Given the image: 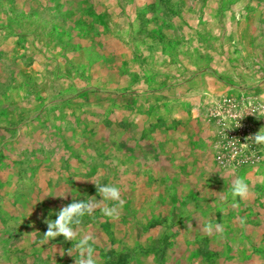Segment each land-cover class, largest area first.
I'll return each mask as SVG.
<instances>
[{
  "label": "rangeland",
  "instance_id": "rangeland-1",
  "mask_svg": "<svg viewBox=\"0 0 264 264\" xmlns=\"http://www.w3.org/2000/svg\"><path fill=\"white\" fill-rule=\"evenodd\" d=\"M261 113L264 0H0V264H74L93 182L97 264H264Z\"/></svg>",
  "mask_w": 264,
  "mask_h": 264
},
{
  "label": "clouds",
  "instance_id": "clouds-1",
  "mask_svg": "<svg viewBox=\"0 0 264 264\" xmlns=\"http://www.w3.org/2000/svg\"><path fill=\"white\" fill-rule=\"evenodd\" d=\"M264 115V113H261ZM255 143L264 144V128H262L257 134L252 136ZM222 179H226L225 175H221ZM98 195L101 199L93 197L92 200H78L72 197V202L61 206L59 210L54 211L55 219L52 216L44 218L43 222L47 225V231L43 233L41 244H47L52 240H56L58 237H63L66 242H70L72 247L67 249L66 255L74 257V264H97L95 249L92 247L94 243V237L91 233H85L80 235L79 228L83 223V218L86 215H92L95 208L105 202L111 201L114 203L113 207H103L102 211L108 217H116L119 209L122 208L124 201L121 198V189L115 185H97ZM233 199L239 197L240 199H246L249 194V185L245 179L236 177L230 185H228ZM69 195L56 196L58 199L67 200ZM221 202L225 197L221 195L219 197ZM204 230L211 235L212 226H205ZM216 230L222 232V226L217 225ZM75 241V244H73ZM75 253V256H74Z\"/></svg>",
  "mask_w": 264,
  "mask_h": 264
}]
</instances>
